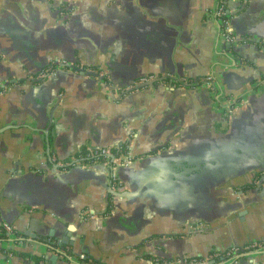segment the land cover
Here are the masks:
<instances>
[{"label":"crops","instance_id":"1","mask_svg":"<svg viewBox=\"0 0 264 264\" xmlns=\"http://www.w3.org/2000/svg\"><path fill=\"white\" fill-rule=\"evenodd\" d=\"M214 7L0 0V87L15 82L0 89V227L19 233L0 264H264V249L211 254L264 243V0L225 2L236 43ZM163 75L210 76L230 114L205 88H124ZM93 148L131 159L115 182L63 165Z\"/></svg>","mask_w":264,"mask_h":264},{"label":"built area","instance_id":"2","mask_svg":"<svg viewBox=\"0 0 264 264\" xmlns=\"http://www.w3.org/2000/svg\"><path fill=\"white\" fill-rule=\"evenodd\" d=\"M227 0H215L216 7H214V17L218 21L220 26L219 34L227 43H236V38L230 33L229 29V16L225 13V2ZM58 66H63V63H57ZM155 80L156 82H160L166 85L171 86H179L183 88L190 89H207L213 95L215 103L218 105V108L223 117H227L231 111L232 100L229 98H224L221 90L217 88L215 82L210 76L201 79L200 81H191L186 78H179L175 75H163L159 77L154 76H145L138 81L134 82V85H139L142 83H146L148 81ZM261 87H264V77H260L257 81ZM234 103V102H233ZM123 158V159H122ZM130 158L121 154L119 150H113L110 148H93L87 149L83 152V155L70 163H63L64 166H74L81 165L83 161H87L89 163L104 166L109 170L110 178L113 182L116 181V170L122 164L128 165L130 162ZM3 231L5 232L8 238H17L16 232L11 225L4 224L2 226ZM264 249V243H250L249 245L243 247V250L246 252L257 251ZM237 248H230V250L226 253L228 257H234L235 255L241 254L236 253ZM242 251V252H244ZM80 259H84V256H80ZM90 263V260H86Z\"/></svg>","mask_w":264,"mask_h":264},{"label":"water","instance_id":"3","mask_svg":"<svg viewBox=\"0 0 264 264\" xmlns=\"http://www.w3.org/2000/svg\"><path fill=\"white\" fill-rule=\"evenodd\" d=\"M90 77H92L93 79H94V81L95 82H99V83H107L105 80H106V75H103V76H98L97 74H94V73H89L88 74ZM143 77H145V76H143ZM143 77H141V78H143ZM141 78H138V80L139 79H141ZM134 81H136V80H132L131 82H128V84L124 87L125 89H127L126 91H130V90H135V89H141V88H143V87H153L154 86V84L155 83H157L155 80H152V81H148V82H146V83H142V84H139V85H134ZM11 84H15V82L14 81H11V82H5L3 85H1V87H0V89L1 90H3V91H5L8 87H9V85H11ZM104 84V85H105ZM106 86V85H105ZM129 88V89H128ZM3 131L2 130H0V133H2ZM75 167H80V166H77V165H74ZM101 167H103V166H101ZM258 175H259V181L261 182V181H263V179H264V168L261 170V171H259L258 173H257ZM116 176H117V170H116ZM117 196V195H116ZM90 214H92L93 215V213H90ZM23 237L25 238V239H28V240H30V241H35V242H44L45 243V245L48 247V248H52V245H53V243L50 241V240H42L41 239V237L38 235V234H33V233H30V232H25L24 233V235H23ZM258 253V252H257ZM179 259H180V262H181V264H184L183 262V258L182 257H179ZM200 264H215V262L212 260V261H207V262H205V263H200ZM250 264H252V263H250Z\"/></svg>","mask_w":264,"mask_h":264},{"label":"trees","instance_id":"4","mask_svg":"<svg viewBox=\"0 0 264 264\" xmlns=\"http://www.w3.org/2000/svg\"><path fill=\"white\" fill-rule=\"evenodd\" d=\"M16 235L17 236H19V233H16ZM7 240H9L8 239V237L6 236V234H5V232L3 231V229H2V227H0V241H7ZM245 246H247V245H245ZM245 246H243V247H245ZM230 250V248L229 249H227L225 252L223 251V252H215V251H212L211 252V254L212 255H215L214 256V260L216 259V257H221V258H226L227 257V255H226V253L228 252ZM242 251H244L243 250V248H237V251H236V253H241ZM91 264H97V262H95V261H91Z\"/></svg>","mask_w":264,"mask_h":264},{"label":"flooded vegetation","instance_id":"5","mask_svg":"<svg viewBox=\"0 0 264 264\" xmlns=\"http://www.w3.org/2000/svg\"><path fill=\"white\" fill-rule=\"evenodd\" d=\"M121 154H125V152L123 153L122 151H121ZM126 156V155H125ZM123 159V158H122Z\"/></svg>","mask_w":264,"mask_h":264}]
</instances>
